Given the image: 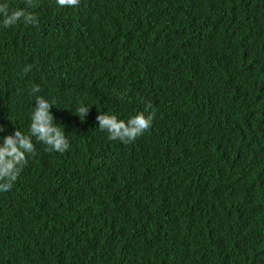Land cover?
Listing matches in <instances>:
<instances>
[{
	"label": "trees",
	"instance_id": "obj_1",
	"mask_svg": "<svg viewBox=\"0 0 264 264\" xmlns=\"http://www.w3.org/2000/svg\"><path fill=\"white\" fill-rule=\"evenodd\" d=\"M5 3L37 23L0 17V138L41 95L69 147L0 191V264H264V0ZM148 102L134 142L99 129Z\"/></svg>",
	"mask_w": 264,
	"mask_h": 264
},
{
	"label": "clouds",
	"instance_id": "obj_2",
	"mask_svg": "<svg viewBox=\"0 0 264 264\" xmlns=\"http://www.w3.org/2000/svg\"><path fill=\"white\" fill-rule=\"evenodd\" d=\"M60 7L78 6L80 0H56ZM27 7H34V0H25ZM0 17L5 28L18 22L36 24L37 17L24 8L10 9L8 4H0ZM31 66L25 68L29 71ZM39 86L31 89V95L39 93ZM55 101H49L41 95H35V105L30 117L28 133L15 129L13 134L0 138V191H8L12 188L22 168L27 165V156L35 154L36 141L47 146V150L64 152L69 147L66 133L60 124L54 123V116L50 109ZM91 106L81 105L76 113L83 121ZM155 118V110L150 102L145 103L143 111L129 117L126 121L118 118L116 114L101 112L97 115L98 127L108 134L110 140H120L124 143L134 142L152 126ZM0 131L3 128L0 127Z\"/></svg>",
	"mask_w": 264,
	"mask_h": 264
}]
</instances>
